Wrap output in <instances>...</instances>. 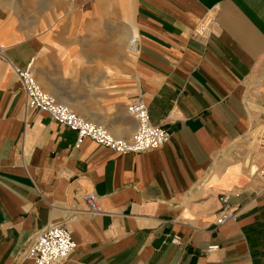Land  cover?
I'll return each instance as SVG.
<instances>
[{
  "label": "crops",
  "instance_id": "0c3cea01",
  "mask_svg": "<svg viewBox=\"0 0 264 264\" xmlns=\"http://www.w3.org/2000/svg\"><path fill=\"white\" fill-rule=\"evenodd\" d=\"M33 1L0 0V264H34L24 251L53 223L76 243L63 264H264V181L239 145L264 125V0ZM29 67L116 139L134 137L138 97L171 139L138 154L76 146L27 108L15 70ZM222 196L236 218L219 226Z\"/></svg>",
  "mask_w": 264,
  "mask_h": 264
},
{
  "label": "built area",
  "instance_id": "2783aa9c",
  "mask_svg": "<svg viewBox=\"0 0 264 264\" xmlns=\"http://www.w3.org/2000/svg\"><path fill=\"white\" fill-rule=\"evenodd\" d=\"M90 2L92 0H84ZM210 20L204 21L200 29L206 31ZM138 39L130 38V49L137 53ZM3 47L0 46V55ZM19 77L22 90L27 98V108L46 112L52 120L77 133L76 146L89 139L98 145L117 154L144 153L164 147L171 139V133L162 127L155 126L150 121L149 109L145 101L138 97L127 106L128 114L135 120L137 128L134 137L130 141L119 140L113 137L105 128L86 121L74 111L58 104L53 97L45 93L35 80L31 67L25 71L15 70ZM223 212L217 219V224L222 226L235 221L236 214L229 210L228 197L222 196ZM86 212L92 216L102 214L99 199L94 193L84 195ZM174 245L182 243L181 238L175 236L172 239ZM71 232L63 223L50 224L45 230L36 235L33 241L24 251V257L34 264H63L75 251ZM219 249L212 246L207 253H214Z\"/></svg>",
  "mask_w": 264,
  "mask_h": 264
},
{
  "label": "rangeland",
  "instance_id": "374dc122",
  "mask_svg": "<svg viewBox=\"0 0 264 264\" xmlns=\"http://www.w3.org/2000/svg\"><path fill=\"white\" fill-rule=\"evenodd\" d=\"M11 1V0H9ZM38 0H34L33 4H37ZM79 3L81 4H88L89 2H86L84 0H79ZM106 3V2H105ZM106 15V14H105ZM107 17V15H106ZM130 38L131 35L127 37V45H128V51L130 48ZM130 52V51H129ZM264 133V125L257 126L253 131L249 134V139L245 143H240V149L243 151H246V159H245V164L246 167L249 168V173H250V165L254 163H258L259 161L260 166L257 169V172L254 176H258L263 179L264 181V149H263V154L261 152V148H264V138H259V135H262ZM260 148V149H259ZM262 158V160L260 159ZM260 159V160H259Z\"/></svg>",
  "mask_w": 264,
  "mask_h": 264
},
{
  "label": "bare ground",
  "instance_id": "6f19581e",
  "mask_svg": "<svg viewBox=\"0 0 264 264\" xmlns=\"http://www.w3.org/2000/svg\"><path fill=\"white\" fill-rule=\"evenodd\" d=\"M130 51L132 52V53H134L135 54V52H134V48H131L130 49ZM31 70H32V68H31ZM253 170L254 172L256 171V169H258V167L257 166H255V165H252L251 167H250V170ZM250 173H251V171H250Z\"/></svg>",
  "mask_w": 264,
  "mask_h": 264
},
{
  "label": "water",
  "instance_id": "95a60500",
  "mask_svg": "<svg viewBox=\"0 0 264 264\" xmlns=\"http://www.w3.org/2000/svg\"><path fill=\"white\" fill-rule=\"evenodd\" d=\"M256 172H257V169H256L255 172L251 169V175H252V176H254V175L256 174Z\"/></svg>",
  "mask_w": 264,
  "mask_h": 264
}]
</instances>
